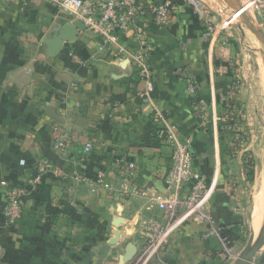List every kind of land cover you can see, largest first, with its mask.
<instances>
[{
    "label": "crops",
    "instance_id": "crops-1",
    "mask_svg": "<svg viewBox=\"0 0 264 264\" xmlns=\"http://www.w3.org/2000/svg\"><path fill=\"white\" fill-rule=\"evenodd\" d=\"M237 3L173 0L165 27L146 12L136 31L151 49L152 105L132 59L112 47L100 52L99 38L86 29L49 55L47 42L73 21L71 14L49 0H0V264H136L144 226L168 221L152 194H166L172 148L157 137L163 124L153 106L191 144L194 167L213 188L215 227L194 218L183 222L144 264L224 263L221 240L241 234L250 214L254 219L261 190L251 212L255 165L249 176L247 149L236 145L245 129L264 125V29L255 18L237 15ZM211 15L217 21L209 29ZM116 33L122 47L138 45ZM59 140L63 151L55 148ZM40 160L62 174L34 187ZM3 182L27 190L21 219L12 226L3 216ZM126 184L140 193L123 196ZM130 245L134 256L126 263Z\"/></svg>",
    "mask_w": 264,
    "mask_h": 264
},
{
    "label": "built area",
    "instance_id": "built-area-1",
    "mask_svg": "<svg viewBox=\"0 0 264 264\" xmlns=\"http://www.w3.org/2000/svg\"><path fill=\"white\" fill-rule=\"evenodd\" d=\"M49 1L59 10L71 14L73 20H78L86 30L95 34L100 40V52H103L107 47H112L117 53L129 56L146 81L147 88L143 97L146 102L153 105L151 96L154 86L148 63L151 49L138 42L141 35L137 33L136 28L143 21L147 11L152 14L156 26H167L174 13L173 0H101L98 5L86 0ZM240 4L241 9L237 15L247 14L255 18L264 29V0H241ZM216 21L215 15L208 17L209 29L214 27ZM116 32L132 37L138 45L134 50L122 47ZM187 79L191 80V77L187 75ZM153 107L155 119L163 124L157 137L172 148L170 164L164 176L166 194H152V201L168 212V221L166 223L153 221L144 226L143 235L146 243L136 264H144L149 259L151 252L161 246L165 237L187 220L194 218L201 222H207L212 229L215 227L209 213L213 188L207 187L201 172L195 169L191 144L179 137L175 128L169 125L167 116L160 109L156 106ZM55 148L63 151L65 149L64 142L57 141ZM91 149V146L87 145L85 152L89 153ZM24 163L22 162L23 165H25ZM130 167L133 168L134 165ZM61 174L62 172L55 168L51 162L40 160L35 166V174L32 175L30 183L35 187L46 176L61 177ZM2 184L6 186L7 201L3 216L6 224L12 226L21 219V200L27 194V190L21 187H12L6 182ZM187 188L190 189L187 190ZM120 192L125 197L140 193L136 187L131 188L128 184ZM186 193L187 195L183 196ZM221 241L226 255L231 256L233 250L229 249V240L222 239ZM257 264H264V255Z\"/></svg>",
    "mask_w": 264,
    "mask_h": 264
},
{
    "label": "rangeland",
    "instance_id": "rangeland-1",
    "mask_svg": "<svg viewBox=\"0 0 264 264\" xmlns=\"http://www.w3.org/2000/svg\"><path fill=\"white\" fill-rule=\"evenodd\" d=\"M231 13L229 12L228 15H225L227 18H230ZM237 20V19H236ZM238 22L237 21H233ZM245 133H242L239 135V140L237 142V145L239 147L240 151H245L247 149V153H243L246 155V162L250 159L255 165V174H254V184L252 186L251 194H250V210L252 212L253 209V198L256 195L257 187L261 186V190L259 191V194L255 197V214L254 219L252 218L251 214L249 215V221L248 225H246L245 229L239 234L238 236H234V238H231L230 242V248L232 251L231 256H227L224 247L222 245V254H224L225 260L223 264H238V258L241 256V254L245 251L247 244L252 240L253 237V226L254 223H257L260 221L258 216L259 212H261V199L264 198V125L263 122L258 126V129H256V132L252 129V131H249L248 129H245ZM249 150V151H248ZM249 160V161H250ZM261 197V199H259ZM264 206V203H263ZM257 213V214H256ZM253 219V221H252ZM264 255V246L262 249L255 255L253 259L252 264H257L259 260Z\"/></svg>",
    "mask_w": 264,
    "mask_h": 264
},
{
    "label": "water",
    "instance_id": "water-1",
    "mask_svg": "<svg viewBox=\"0 0 264 264\" xmlns=\"http://www.w3.org/2000/svg\"><path fill=\"white\" fill-rule=\"evenodd\" d=\"M233 1V0H231ZM235 12L238 13L241 9V4L237 3L232 5ZM242 17H247V14H241ZM85 27L78 20L70 21L58 29L57 34L47 42L49 48V55L55 56L63 51L65 43H73L79 36L80 32L84 31ZM257 35L262 36L261 32L255 31ZM264 243V224L262 226L261 232L254 242L253 238L249 242L246 250L241 255L239 263L240 264H252L255 255L259 252L260 247ZM134 256V248L132 245L128 248L127 256L124 258L126 263L130 262Z\"/></svg>",
    "mask_w": 264,
    "mask_h": 264
},
{
    "label": "trees",
    "instance_id": "trees-1",
    "mask_svg": "<svg viewBox=\"0 0 264 264\" xmlns=\"http://www.w3.org/2000/svg\"><path fill=\"white\" fill-rule=\"evenodd\" d=\"M249 160L245 164H246V168H247V171H248V175L252 176L253 175V163H252L251 160L250 161Z\"/></svg>",
    "mask_w": 264,
    "mask_h": 264
},
{
    "label": "bare ground",
    "instance_id": "bare-ground-1",
    "mask_svg": "<svg viewBox=\"0 0 264 264\" xmlns=\"http://www.w3.org/2000/svg\"><path fill=\"white\" fill-rule=\"evenodd\" d=\"M263 224H264V216H263V218H262L261 225H260V227H259V230H258V232H257V234H256V236H255V238H257V237H258V234L261 232V228H262Z\"/></svg>",
    "mask_w": 264,
    "mask_h": 264
}]
</instances>
